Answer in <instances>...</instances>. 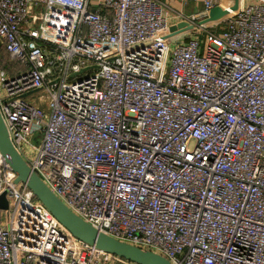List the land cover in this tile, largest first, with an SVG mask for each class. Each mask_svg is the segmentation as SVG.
Segmentation results:
<instances>
[{
    "label": "built area",
    "instance_id": "built-area-1",
    "mask_svg": "<svg viewBox=\"0 0 264 264\" xmlns=\"http://www.w3.org/2000/svg\"><path fill=\"white\" fill-rule=\"evenodd\" d=\"M92 1L0 0L25 65L0 67L12 142L115 239L171 264H264V0H204L176 32L161 0ZM15 176L0 152V264H138L73 236Z\"/></svg>",
    "mask_w": 264,
    "mask_h": 264
},
{
    "label": "water",
    "instance_id": "water-1",
    "mask_svg": "<svg viewBox=\"0 0 264 264\" xmlns=\"http://www.w3.org/2000/svg\"><path fill=\"white\" fill-rule=\"evenodd\" d=\"M239 0H230L229 6L236 8ZM221 4L209 8L208 15L201 21L215 19L227 12ZM187 23L179 20L170 25V32L188 27ZM190 27V26H189ZM1 44V40H0ZM0 152L4 160L15 172V182L25 183L52 215L76 238L92 244L97 248L138 264H171L165 257L132 244L115 239L83 220L70 210L65 203L46 185L40 175L30 166L12 142L5 122L0 112ZM8 203L5 194L0 195V208L6 209Z\"/></svg>",
    "mask_w": 264,
    "mask_h": 264
},
{
    "label": "crops",
    "instance_id": "crops-1",
    "mask_svg": "<svg viewBox=\"0 0 264 264\" xmlns=\"http://www.w3.org/2000/svg\"><path fill=\"white\" fill-rule=\"evenodd\" d=\"M164 6V12L168 19H171V22L174 23L179 21V14H190V13H199L202 11L204 6V0H161ZM223 5L230 3V0H215ZM205 18V17H204ZM202 20V19H201ZM214 21L218 24H223V16L215 18ZM213 19L209 22H214Z\"/></svg>",
    "mask_w": 264,
    "mask_h": 264
},
{
    "label": "rangeland",
    "instance_id": "rangeland-1",
    "mask_svg": "<svg viewBox=\"0 0 264 264\" xmlns=\"http://www.w3.org/2000/svg\"><path fill=\"white\" fill-rule=\"evenodd\" d=\"M92 4L93 5H95L96 4V0H93L92 1ZM169 22L172 24V22H171V19H169ZM176 22H177V20H176ZM175 23V22H174ZM219 28H220V24H215V22H209L208 21V23L207 24H204L203 25V29H200L199 30V32L197 33V35L202 39V36H204L205 34H203V33H205L206 32V30H211V31H218L219 30ZM189 37V36H188ZM187 36L186 37H183L184 39H186V38H188ZM175 40L173 41V40H171V43L172 44H174V42L178 39V38H174ZM9 56L10 55H4L3 56V54H1V52H0V67H1V62H7V64H9L10 65V67L12 66V62H11V59H9ZM5 62V63H6ZM9 67V68H10ZM3 68V67H2ZM8 69V68H7ZM10 69H12V68H10ZM9 70V69H8ZM83 73L84 72H80V73H76V74H74V75H72V76H69V79H77V78H79V77H81L82 75H83ZM43 106H46L45 104V102H42L41 103ZM30 138V140L31 141H33V142H35L36 144L37 143H39V141H40V138H41V133L40 132H37L34 136H31V137H29ZM10 210H11V207L9 208V209H5V210H3V219H5L6 221H8V219H9V214H10ZM113 264V263H112Z\"/></svg>",
    "mask_w": 264,
    "mask_h": 264
},
{
    "label": "trees",
    "instance_id": "trees-1",
    "mask_svg": "<svg viewBox=\"0 0 264 264\" xmlns=\"http://www.w3.org/2000/svg\"><path fill=\"white\" fill-rule=\"evenodd\" d=\"M0 52L1 54H3V56L6 54L7 56L10 55L9 51L6 49L4 42L2 41L0 44ZM9 59H11L12 62V66L10 67L9 64H7V62H1V67L5 68L6 70H8L11 74L13 73H17L18 71L22 70L25 68V65L21 62H19L17 59L12 58L11 56H9ZM12 69H10V68ZM8 68V69H7Z\"/></svg>",
    "mask_w": 264,
    "mask_h": 264
}]
</instances>
